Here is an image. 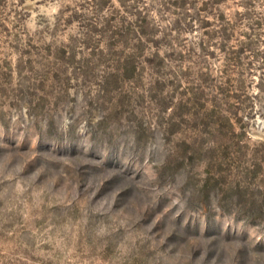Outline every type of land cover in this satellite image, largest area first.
<instances>
[{
	"label": "rangeland",
	"instance_id": "374dc122",
	"mask_svg": "<svg viewBox=\"0 0 264 264\" xmlns=\"http://www.w3.org/2000/svg\"><path fill=\"white\" fill-rule=\"evenodd\" d=\"M0 264H264V0H0Z\"/></svg>",
	"mask_w": 264,
	"mask_h": 264
}]
</instances>
